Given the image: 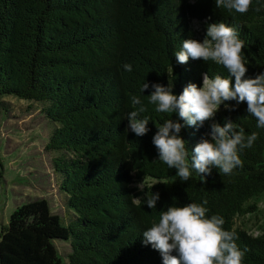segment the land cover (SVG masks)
<instances>
[{"label":"trees","instance_id":"16d2710c","mask_svg":"<svg viewBox=\"0 0 264 264\" xmlns=\"http://www.w3.org/2000/svg\"><path fill=\"white\" fill-rule=\"evenodd\" d=\"M220 22L236 27L245 42V78L264 73V0H253L244 14L217 8L215 0H0V122L11 111L10 99L41 106L66 211L53 214L43 198L17 207L1 228L0 264H163L142 233L159 211L205 200L207 215L222 216L224 229L247 249L244 264H264V225L258 236L238 225L264 201V128L248 115L246 102L226 101L230 108L196 128L176 113L156 112L147 97L154 83L170 80L178 96L189 83L202 87L206 73L229 75L212 61L180 64L174 56L184 40L202 42L207 26ZM125 63L132 72L124 71ZM144 82L149 88L142 93ZM133 95L147 109L139 118L150 119L142 137L126 119L139 107L131 104ZM169 118L184 125L180 136L190 154L210 139L211 124L223 126L226 119L258 139L240 151L243 165L230 175L213 168L206 182L195 171L181 182L153 144L157 126ZM3 171L0 156V178ZM150 191L160 195L156 209L144 202ZM60 242L71 245L67 260Z\"/></svg>","mask_w":264,"mask_h":264},{"label":"clouds","instance_id":"9594fccd","mask_svg":"<svg viewBox=\"0 0 264 264\" xmlns=\"http://www.w3.org/2000/svg\"><path fill=\"white\" fill-rule=\"evenodd\" d=\"M252 3L253 0H215L217 8L235 10L240 14L248 12ZM244 47L245 42L236 27L223 22L209 24L202 42L186 39L174 56L180 64H186L189 58L212 61L227 69L229 75L218 74L210 78L206 73L202 87L189 83L178 96L173 94L174 85L170 80L167 86L154 83L151 85L154 91L147 95L148 102L156 106V112L176 113L180 120L196 128L213 119L222 104L230 108L226 101H236L237 105L246 102L248 115L256 118L258 128H264V73L245 78L248 68ZM123 69L126 72L133 70L129 63H125ZM148 88L149 83L144 82L141 92ZM131 104L139 107L127 113L128 127L137 137H142L149 131L150 119L139 117L147 109L136 95L131 97ZM183 127L169 118L157 126L158 131L153 136L159 161L169 169L175 168L181 182L190 180L193 171L202 182H206L213 168L230 175L233 169L243 165L240 151L251 148L258 139L257 133L246 135L242 127L226 119L223 126L211 124L210 139H202L195 146L194 154H190L186 141L180 136ZM137 187L143 191L144 181ZM159 199V193L150 191L145 193L144 202L149 209H156ZM206 204L205 200L202 204L173 205L159 211L158 221L142 233L143 243L160 252L163 264H244L247 249L239 248L236 243L238 235L234 231L224 229L222 216L207 215Z\"/></svg>","mask_w":264,"mask_h":264},{"label":"rangeland","instance_id":"374dc122","mask_svg":"<svg viewBox=\"0 0 264 264\" xmlns=\"http://www.w3.org/2000/svg\"><path fill=\"white\" fill-rule=\"evenodd\" d=\"M192 26L204 36L199 23L194 22ZM9 102L11 111L0 122V156L4 163L3 177L0 178V232L17 207L36 199L48 200L53 214L66 215L53 170V157L46 150L51 127L41 114V106L15 99ZM227 109L222 104L219 111ZM238 225H246L253 236L260 235L259 227L264 225V201L259 204L257 212L239 218ZM56 247L61 257L67 260L71 245L60 242Z\"/></svg>","mask_w":264,"mask_h":264}]
</instances>
